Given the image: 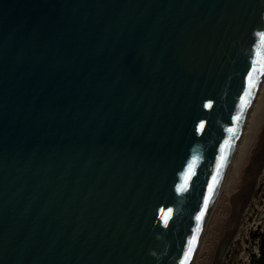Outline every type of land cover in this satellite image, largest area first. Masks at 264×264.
Returning <instances> with one entry per match:
<instances>
[{
  "label": "water",
  "instance_id": "obj_1",
  "mask_svg": "<svg viewBox=\"0 0 264 264\" xmlns=\"http://www.w3.org/2000/svg\"><path fill=\"white\" fill-rule=\"evenodd\" d=\"M263 61L264 0H0V264H187Z\"/></svg>",
  "mask_w": 264,
  "mask_h": 264
},
{
  "label": "rangeland",
  "instance_id": "obj_2",
  "mask_svg": "<svg viewBox=\"0 0 264 264\" xmlns=\"http://www.w3.org/2000/svg\"><path fill=\"white\" fill-rule=\"evenodd\" d=\"M258 97H261L262 101L257 103L255 122L250 130L247 143L240 157L235 150L231 156L233 160H238L237 167H232L230 172L231 191L252 175V169L247 162L248 155L264 132V95ZM247 129L248 127L243 126L242 132ZM241 136H239L238 145H241ZM252 162L257 170V176L254 181L247 183L235 197L234 205L239 215L238 225L221 241L215 259L213 252L218 238L226 228L234 223V215L228 203L229 192L222 189L217 193L189 264H243L242 253L250 251L253 244V215L255 212L264 211V140Z\"/></svg>",
  "mask_w": 264,
  "mask_h": 264
},
{
  "label": "bare ground",
  "instance_id": "obj_3",
  "mask_svg": "<svg viewBox=\"0 0 264 264\" xmlns=\"http://www.w3.org/2000/svg\"><path fill=\"white\" fill-rule=\"evenodd\" d=\"M260 95H264V61H263V64L261 66V69H260V72H259V75H258V78L256 80V83H255V87L253 89V92L251 94V97L247 103V107H246V110H245V113H244V116H243V119H242V123H241V126L239 128V131L237 133V136L235 138V141L232 145V149H231V153L229 155V158H228V161L226 163V166L223 170V173L221 175V178H220V181H219V184L217 186V189L215 191V194L213 196V199H212V202L210 204V207H209V210H208V213L205 217V221L203 222L202 224V227H201V230H200V233H199V236L201 235V232H202V229H203V226L206 222V219L209 215V213L211 212V209L213 207V204H214V201H215V198L217 196V193L219 191H221L222 189H225L227 190L229 193L231 192V168H235L237 167L238 163L237 161L233 160L231 158L232 153L235 151L238 152V156L241 155V152L243 150V147L245 146V144L247 143V139H248V136H249V133H250V130L255 122V117H256V109L258 108V104L262 101V98L261 97H258ZM258 103V104H257ZM257 105V107H256ZM243 126L245 127H248L247 131L245 130L244 132H242V128ZM241 134L243 136H241ZM239 136H241V145H238V139H239ZM240 142V141H239ZM240 157V156H239ZM199 236L194 244V248L193 250H195V245L199 239ZM192 250L191 252V255L189 257V260H188V263H190L191 261V258H192V254L194 253Z\"/></svg>",
  "mask_w": 264,
  "mask_h": 264
},
{
  "label": "built area",
  "instance_id": "obj_4",
  "mask_svg": "<svg viewBox=\"0 0 264 264\" xmlns=\"http://www.w3.org/2000/svg\"><path fill=\"white\" fill-rule=\"evenodd\" d=\"M263 212H255L253 215L254 219V230L253 231V244L250 251L242 253L243 264H260L258 262L259 258V238L264 227V217Z\"/></svg>",
  "mask_w": 264,
  "mask_h": 264
},
{
  "label": "trees",
  "instance_id": "obj_5",
  "mask_svg": "<svg viewBox=\"0 0 264 264\" xmlns=\"http://www.w3.org/2000/svg\"><path fill=\"white\" fill-rule=\"evenodd\" d=\"M243 206V204H242ZM263 217H264V214H263ZM259 258H258V262L260 264H264V227H263V231L260 235V238H259Z\"/></svg>",
  "mask_w": 264,
  "mask_h": 264
},
{
  "label": "snow or ice",
  "instance_id": "obj_6",
  "mask_svg": "<svg viewBox=\"0 0 264 264\" xmlns=\"http://www.w3.org/2000/svg\"><path fill=\"white\" fill-rule=\"evenodd\" d=\"M201 127H203V126H201ZM198 219H199V217H198ZM191 250H192V242L189 243V250H188L189 251V255L191 253Z\"/></svg>",
  "mask_w": 264,
  "mask_h": 264
}]
</instances>
